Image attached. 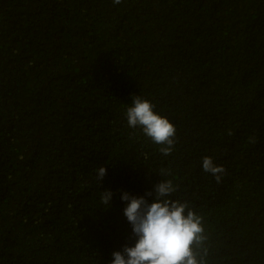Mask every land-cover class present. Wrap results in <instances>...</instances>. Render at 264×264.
Segmentation results:
<instances>
[{
  "label": "trees",
  "instance_id": "obj_1",
  "mask_svg": "<svg viewBox=\"0 0 264 264\" xmlns=\"http://www.w3.org/2000/svg\"><path fill=\"white\" fill-rule=\"evenodd\" d=\"M133 94L170 155L128 126ZM165 179L206 264H264V0H0V264H111L135 242L122 193Z\"/></svg>",
  "mask_w": 264,
  "mask_h": 264
},
{
  "label": "clouds",
  "instance_id": "obj_2",
  "mask_svg": "<svg viewBox=\"0 0 264 264\" xmlns=\"http://www.w3.org/2000/svg\"><path fill=\"white\" fill-rule=\"evenodd\" d=\"M121 3L122 0H113V4ZM131 101L125 112L128 126L141 128L146 137L161 146L160 153L170 155L176 142L174 123L155 112L150 100L133 94ZM201 167L217 183H221L226 174L224 165L214 163L212 156L205 155ZM105 174L106 168L100 166L97 179L100 181ZM161 174L166 173L162 170ZM175 191L173 181L165 179L154 185L155 196L151 202L145 196L122 193L121 199L127 201L123 212L132 227L135 242L114 251L111 264H206V253L202 251L206 240L203 218L189 208L187 202L171 199ZM112 195L111 190L102 191L101 200L107 208Z\"/></svg>",
  "mask_w": 264,
  "mask_h": 264
}]
</instances>
